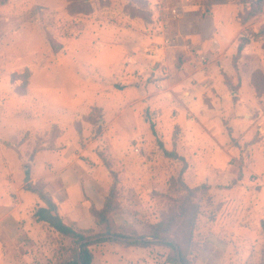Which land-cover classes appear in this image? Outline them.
<instances>
[{
  "label": "rangeland",
  "instance_id": "rangeland-1",
  "mask_svg": "<svg viewBox=\"0 0 264 264\" xmlns=\"http://www.w3.org/2000/svg\"><path fill=\"white\" fill-rule=\"evenodd\" d=\"M203 1L0 0V264L70 259L24 188L59 156L67 181L114 192L127 235L179 210L184 168L207 185L190 264H264V5L243 20L239 0ZM153 243L137 253L167 264ZM130 251L112 264H138Z\"/></svg>",
  "mask_w": 264,
  "mask_h": 264
},
{
  "label": "trees",
  "instance_id": "trees-1",
  "mask_svg": "<svg viewBox=\"0 0 264 264\" xmlns=\"http://www.w3.org/2000/svg\"><path fill=\"white\" fill-rule=\"evenodd\" d=\"M232 0H205L203 4L206 6V10H209L212 4H225ZM240 3L247 6L248 15L243 17L245 20L248 17H252L258 14L264 5V0H239ZM242 43L239 45V50L244 48V45L248 43L246 38L242 39ZM151 124V129L155 133L154 123ZM159 146L164 150V154L167 157L176 158L178 155L176 152H169L163 148V143L159 141ZM184 168L178 177L185 194L182 196V201L179 204V210L174 211L167 219L156 224L145 225V233L143 235L136 234H125L122 227L115 222L113 214L119 208V202L115 197L114 192H110L108 195L104 196V204L101 208H98L94 201L84 195L87 204V211L94 220V227L83 228L80 227L77 221L71 220L66 221L61 213L59 204L55 201L53 195L48 189V185L44 182L32 183L30 179H26L25 190L32 192L37 195L42 205L37 207L33 213V218L38 223H46L60 238L69 239L73 242L70 249V259L64 261L62 264H79L78 262V249L77 245L80 241L95 237L103 234H115L122 237H152L169 239L173 241L179 248V255L181 257L183 264H190L188 257L186 255L185 245L187 241L191 238V232L195 224V220L198 214V205L195 203V196L197 190L201 188H206L207 185H201L196 188H190L186 185L183 179ZM174 227V229H173ZM104 243L118 244L124 248L139 247V248H150L151 245L155 244L148 241H136L127 242L121 241L115 238H102L96 241L84 243L80 247L81 258L83 264H94L95 255L90 249L93 245H99ZM173 243H160L171 249V252L165 257L167 264H179L178 254L176 247Z\"/></svg>",
  "mask_w": 264,
  "mask_h": 264
},
{
  "label": "crops",
  "instance_id": "crops-1",
  "mask_svg": "<svg viewBox=\"0 0 264 264\" xmlns=\"http://www.w3.org/2000/svg\"><path fill=\"white\" fill-rule=\"evenodd\" d=\"M59 158L60 159L56 161L49 160L44 162V164H46L45 172L50 175L49 177H46L44 181L47 185H50L51 182L56 183L58 180L57 186L53 188L54 190L50 191L49 189V191L53 195L55 201L59 204L61 213L62 208L65 206L66 209L72 211L71 220L77 221L80 227H93V217L89 215L87 207L81 202V198L83 199V197H85L84 195H87L94 201L98 208H101L104 204L103 193L90 182H85L83 185L78 178L73 179V181H67L65 171H63V167L60 166L62 165L63 157L59 156ZM76 189L79 193L77 196H74L73 192H75ZM122 250L136 252L134 255L130 256L137 260L138 264H156L151 257H147V255L145 257L137 253H150L151 251L149 248H124L119 245H103L98 247V252L94 251L96 255V261L94 264H112L114 254L119 255Z\"/></svg>",
  "mask_w": 264,
  "mask_h": 264
},
{
  "label": "water",
  "instance_id": "water-1",
  "mask_svg": "<svg viewBox=\"0 0 264 264\" xmlns=\"http://www.w3.org/2000/svg\"><path fill=\"white\" fill-rule=\"evenodd\" d=\"M102 238H115L121 241H127V242H136V241H148V242H160V243H173V241L169 240V239H161V238H152V237H139V238H132V237H122L119 235H115V234H103V235H98L95 237H91L85 240H82L78 243L77 245V249H78V262L79 264H83L82 263V258H81V252H80V247L82 244L84 243H88V242H92V241H96ZM174 244V243H173ZM177 250V254H178V263L179 264H183L181 257L179 255V248L176 244H174Z\"/></svg>",
  "mask_w": 264,
  "mask_h": 264
}]
</instances>
